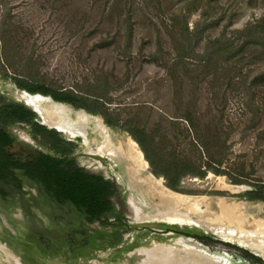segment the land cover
<instances>
[{"label": "rangeland", "instance_id": "rangeland-1", "mask_svg": "<svg viewBox=\"0 0 264 264\" xmlns=\"http://www.w3.org/2000/svg\"><path fill=\"white\" fill-rule=\"evenodd\" d=\"M183 7H194L184 20ZM127 9L133 21L129 53L124 49V28L118 22L119 13L123 17ZM7 17L14 27L11 45H18L16 39H23L20 53L27 56L33 52L28 65L36 67L38 77L53 87L76 92L85 89L87 79L95 83L96 79L103 78L100 91L111 98L112 103L107 104L109 110L122 112L118 110L122 106L138 107L141 123L151 128L161 112L173 111L175 107L164 81L166 70L148 58L156 48L157 29L165 39L164 25L175 17L176 22L181 25L186 22L190 30L195 28L204 37H236L237 31L264 17V0H0V20ZM204 42L203 39L198 49H203ZM95 43L102 46H94ZM17 60L18 57H14L12 62ZM2 62L0 43V65ZM263 70L264 56L253 57L244 63L240 72H232L231 80H227L226 74L221 76L219 82H227L223 84L225 98L212 99L207 84L197 98V108L203 113L209 106L224 107L222 123L229 132L225 160L220 167L222 172L207 171L202 178L185 176L180 181V191H172L194 197L191 204L199 203V199L209 202L196 206L210 213L207 216L213 220L212 225L205 221L206 217L195 214L183 220L188 227L200 229L201 236L178 229L156 231L136 225L138 216L133 199L142 206L140 213L150 217L158 213L170 215L166 213L169 211L182 218L180 212L183 213L187 204L177 206L176 211L170 206L159 211L157 198L150 201L133 191L126 172L135 169L134 164L98 154L101 137L95 133L93 121L100 118L104 122L101 115L84 109L90 119L89 142L86 144L80 137H74L76 146L67 158L57 157L40 145L25 123L1 126L14 136V152L21 156H28L32 149L49 153L59 165L71 164L113 182L117 194L110 198L112 206L108 216L92 220L83 210L57 198L47 186L32 177L19 171L7 172L0 179V264H146L142 262L146 254L139 250L155 246V243H147L150 236L169 242L178 240V236L193 238L189 244L180 241L156 243L170 251L177 262L195 257L213 261L220 257L235 264L236 259L231 254L250 260L243 249L260 254L250 247L238 244L245 249L218 238L213 231L214 227L225 226L246 236L250 229L259 225L257 221L264 225V200L240 196L252 188V183L264 186V78L254 81ZM12 75L10 69L4 74L0 66V96L33 107L31 97L34 95L18 88ZM42 102L52 104L46 98ZM69 111L73 118L83 112ZM35 120L40 123L37 115ZM104 126L113 143H123L125 150L127 143L128 148L131 146L132 138L125 130L105 122ZM146 174H153L148 163L139 176ZM152 176L161 179L167 187L162 177ZM231 178L242 182L232 183ZM217 199L230 205L233 214L222 217ZM138 233L146 236L142 243L138 242ZM195 240L216 249L215 253Z\"/></svg>", "mask_w": 264, "mask_h": 264}, {"label": "trees", "instance_id": "trees-1", "mask_svg": "<svg viewBox=\"0 0 264 264\" xmlns=\"http://www.w3.org/2000/svg\"><path fill=\"white\" fill-rule=\"evenodd\" d=\"M191 8L194 7L182 8L185 10L181 15L183 20ZM131 16L132 13L127 9L126 15L122 17L119 13L118 17L119 24L124 28L123 44L127 53L132 44ZM13 29L9 17L0 20L3 60L0 66L4 74L7 69L11 70L12 80L18 88L29 93L50 95L56 101L99 114L108 126H119L125 130L138 145L152 173L162 177L169 189L180 191V181L185 176L202 178L207 171L215 174L222 172L220 167L225 160L229 138V132L225 131L222 123L224 107L209 106L203 113L197 108V98L204 84L208 85L212 99L225 98L226 88L223 84L227 82H219L221 76L226 74L227 80H231L232 72H240L246 61L259 55L264 56V17L237 31L236 37L229 38L204 37L195 28L190 30L186 22L182 25L176 22L175 17L164 25L165 39L157 29L156 48L149 53L148 58L166 70L164 81L175 107L170 112L160 111L151 128L141 123L138 107L122 106L118 108L122 112L109 110L107 104L112 103L111 98L100 91L103 78L96 79L95 83L87 79L85 89L76 92L73 89L53 87L38 77L36 67L28 65L31 64L33 52L27 56L20 53L23 39H16L19 44L11 45ZM203 39L204 47L198 49ZM94 46L102 45L95 43ZM14 57H18V60L12 62ZM260 74L254 81L264 78V70ZM35 117L27 105L0 96V179L7 172L19 171L47 186L57 198L83 210L87 218H106L111 212L110 198L117 194L113 182L71 164L59 165L49 153L37 149H32L28 156H21L12 150L14 136L1 126L25 123L32 137L55 156L67 158L72 154L76 144L55 129L38 123ZM231 181L235 184L242 182L236 178ZM240 196L249 200H264V186L252 183V188ZM242 252L261 262L247 250L243 249Z\"/></svg>", "mask_w": 264, "mask_h": 264}, {"label": "bare ground", "instance_id": "bare-ground-1", "mask_svg": "<svg viewBox=\"0 0 264 264\" xmlns=\"http://www.w3.org/2000/svg\"><path fill=\"white\" fill-rule=\"evenodd\" d=\"M42 99L43 98L39 97L38 95L37 96L35 95V96L31 97V102H32L33 107L40 110V114H42L43 118L46 119L48 117V115H50L51 111L53 109H55L56 107L53 103L52 104L43 103ZM46 99H48V98H46ZM83 113L84 112L78 114L75 117V119H74L75 124L74 125L76 126V130H75V134H72L71 137H73V138L76 136L80 137L83 140V142L87 144L89 142L88 125H89L90 119L87 115H85L86 113H84V114ZM93 123H94V127H95V133L99 137H101V141H100L101 144L98 148V154H100V155L107 154L110 158H113L116 161L124 160V162L126 161L127 164H131V163L134 164L135 169H133V170L129 169V171L127 169L126 174L128 175L127 176V182L136 194L138 193V195L141 198L146 197L150 201L157 198L159 201L157 209H159V211H164L165 209L167 210L168 206H170L171 210L173 211L174 209H176L177 206H179V205L181 206L183 204L185 206V204H187L186 208L183 207V208H185L184 209L185 211L183 210V213L180 212V216L182 218H180V217L178 218L175 215V213L171 214L169 211L166 213H169L170 215H167V214H161L160 215L158 213V216H153V217L151 216L150 217L148 215H144V214L140 213L142 206L139 207L140 204L138 203V205H137L133 199L132 205L134 206V209H135L134 211H136L137 216H138V224H136L137 226H146L147 228L153 229L156 231H160V230H164V229H178V230L187 231L190 233H197V234L202 233V231L200 229L195 228L193 226L188 227L185 224V222H183L184 219H189V214H195V215L200 216V217H206L205 221L209 225H212V224H210V222L213 220L210 218V216H207V214H210V213L205 212V210L200 211V210H198L199 207L197 208V206H196V204L199 205L201 203L209 204L208 201H201V199H199L198 200L199 203L196 202V204H194V203L191 204L190 202L195 199L194 197H192V196L188 197V196H184V195L177 194V193L170 191L167 187L164 186L161 179L155 178L151 174H146V175H143L142 177L139 176V174L144 173L145 170L147 169V162L142 157V153L138 149V147L136 146L135 142L129 139L131 141V146L128 148L129 143H127L128 145H127V148L125 150L123 148V143L118 142L116 144V143H113L111 141L110 137L106 134L107 129L104 126V123L102 122V120L100 118L94 119ZM124 145H126V144H124ZM208 200H210V199H208ZM128 203L130 204L129 201H128ZM156 205L157 204H155V206ZM216 205L218 206V208H220V210H221L220 215L222 217H226L229 214L230 215L233 214L232 207L230 205H226L222 199H217ZM165 206H167V207H165ZM235 207L236 206H234V208ZM155 210H156V208H155ZM174 211H176V210H174ZM192 216H191V218H192ZM180 220H182V221H180ZM188 223H190V222H188ZM257 224H259V225L253 227L252 229H250V231L248 230L249 232H248V235H246V236H245V233L243 236H241L240 234H237L234 229H230V228H227L225 226H223L221 228L220 227H214L213 232H214V235H216L218 238H221V239H224L227 241H231V242H234L237 244H241V245H244L246 247H250L253 250H257L260 252V255L262 254V256L264 257V225H261L262 222H260V221H257ZM243 237H246V238H243ZM145 238H146V236L144 234L138 233V242L142 243L143 239H145ZM159 239H164V238H157L156 239V238H152L151 236H150V238H147V241H148L147 243H155V246L151 247L150 249L141 248L139 250V251H142L146 254V259H144L142 261L143 263H146V264H180V263L181 264H206V262L207 263L211 262L212 264H234L233 261L224 260L223 258H220V257H216V260H213V261H211L209 259H208V261L200 260V257L199 258L195 257V259H189V260L187 259V260H184L183 262H177L170 251H166V248H164L163 246L161 247V246L157 245L156 243H174V242L180 241V242H185V243L189 244L190 241L192 242V239L186 238V236H178V238H177L178 240H174L173 242H169L170 240L168 241L167 239H164V240H159ZM196 246H198V245H196ZM198 248H200V247H198ZM172 249H174V248H172ZM231 256H232V258L235 257L234 255H231ZM235 259H236L237 264H243V263L244 264H250V262L247 263L244 259H241L238 256H236Z\"/></svg>", "mask_w": 264, "mask_h": 264}, {"label": "water", "instance_id": "water-1", "mask_svg": "<svg viewBox=\"0 0 264 264\" xmlns=\"http://www.w3.org/2000/svg\"><path fill=\"white\" fill-rule=\"evenodd\" d=\"M24 92L28 93L29 95H38L41 98H48L55 105L56 108L51 111L50 115H48L49 118L47 117L46 119H44L43 118V115L40 114V110L36 109L35 107H30L26 103H25V105H27L28 107H30L31 110L38 116V118L40 119V121H39L40 124L45 125L47 128L55 129L56 131L60 132L64 137L66 136L65 138L67 140L74 141L73 137H71V136H72V134H75V130H76V126L74 125L75 124L74 123L75 117L73 118L71 116V113H70L69 109L81 110L84 113H87L83 108H76L75 106H73V105H71L69 103L56 101L50 95H43V94H40V93H29V92H27L25 90H24ZM87 114H89V113H87ZM66 133L69 134V136L66 135ZM169 190L170 191H173L171 189H169ZM179 231H182V230H179ZM182 232L188 233V234H192V235H196V236H201L200 234L190 233V232H187V231H182ZM197 241H199V240H197ZM238 246L247 249L246 247H243L241 245H238ZM247 250L250 253H252L253 255L259 257L261 259V264H264V257L262 255H260L258 253H255L254 251H251L249 249H247ZM234 256H238L239 258L244 259L247 263H249L251 261L254 262V259H252L250 261V260H246L244 257L239 256V255H236V254H234ZM253 264H258V263L257 262H254Z\"/></svg>", "mask_w": 264, "mask_h": 264}, {"label": "flooded vegetation", "instance_id": "flooded-vegetation-1", "mask_svg": "<svg viewBox=\"0 0 264 264\" xmlns=\"http://www.w3.org/2000/svg\"><path fill=\"white\" fill-rule=\"evenodd\" d=\"M193 239V238H192ZM195 241H197V240H195ZM199 244H201V245H203V246H205L209 251L211 250V253H215V251H216V249H211V248H209L208 246H206V245H204V244H202L201 242H199V241H197ZM219 250V249H218ZM236 257V256H235ZM253 258H250V261L252 260ZM252 262V263H251ZM250 262V264H253L254 262H257L258 264H261V262L260 261H256V260H254V262L253 261H251Z\"/></svg>", "mask_w": 264, "mask_h": 264}]
</instances>
